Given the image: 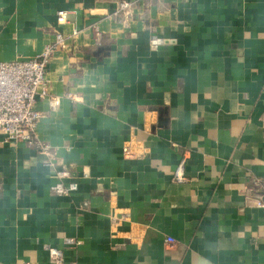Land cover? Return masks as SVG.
<instances>
[{
    "label": "crops",
    "instance_id": "obj_1",
    "mask_svg": "<svg viewBox=\"0 0 264 264\" xmlns=\"http://www.w3.org/2000/svg\"><path fill=\"white\" fill-rule=\"evenodd\" d=\"M75 28L48 148L0 134V264H264V0H0V60Z\"/></svg>",
    "mask_w": 264,
    "mask_h": 264
},
{
    "label": "built area",
    "instance_id": "obj_2",
    "mask_svg": "<svg viewBox=\"0 0 264 264\" xmlns=\"http://www.w3.org/2000/svg\"><path fill=\"white\" fill-rule=\"evenodd\" d=\"M129 5L128 1H123L121 8H127ZM115 16L118 14L115 13ZM57 17L60 22L66 21L67 13L59 11ZM78 32L76 28L70 35L57 31L55 39L34 57L11 61L0 60V134L5 140L26 143L40 151L48 148L36 135L37 125L42 117L37 103L47 100L51 109L60 105L61 97L53 95L50 90L47 68L58 51L68 50L69 41L73 40ZM75 95L66 94L70 99H75ZM182 166L181 164L173 174L176 182L186 181ZM58 174L61 181L52 186L56 194L63 195L76 189L75 183L67 186L62 181V178L69 176L67 169L60 170ZM262 187L264 188V184ZM257 205L264 207L262 197L257 200ZM168 241L173 243L174 239L169 237ZM47 250L54 264L65 263V255L60 248L48 246Z\"/></svg>",
    "mask_w": 264,
    "mask_h": 264
},
{
    "label": "water",
    "instance_id": "obj_3",
    "mask_svg": "<svg viewBox=\"0 0 264 264\" xmlns=\"http://www.w3.org/2000/svg\"><path fill=\"white\" fill-rule=\"evenodd\" d=\"M154 40H155V42H157V39H154ZM158 42L160 43V42H162V40L159 39Z\"/></svg>",
    "mask_w": 264,
    "mask_h": 264
}]
</instances>
